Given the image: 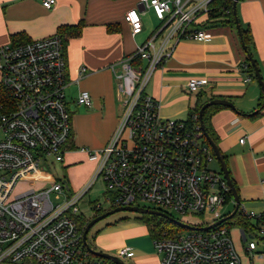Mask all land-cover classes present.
<instances>
[{"label":"built area","instance_id":"obj_1","mask_svg":"<svg viewBox=\"0 0 264 264\" xmlns=\"http://www.w3.org/2000/svg\"><path fill=\"white\" fill-rule=\"evenodd\" d=\"M139 1L154 12L160 25L134 55L111 66L123 113L105 147L82 148L98 164L91 181L76 193L69 194L67 183L59 178L50 186L14 193L21 181L34 183L37 175L52 174L49 158L62 162L72 137L64 56L67 36L57 32L0 47L1 82L15 102L12 109L0 104V264H116L87 248L78 219V201L100 178L113 208L148 201L162 211L201 214L204 223L193 226H209L224 217L221 210L228 202L236 204L224 173L210 167L216 158L205 142L199 113H193L191 121L164 118L160 102L146 92L153 73L181 38L212 36L210 24L200 25L196 18L208 13L213 0ZM56 2L43 0V5L52 8ZM125 19L134 34L142 31L137 9L127 11ZM135 56L142 63L134 64ZM208 85L206 78H193L188 84L193 93ZM77 102L90 106L89 91L82 90ZM238 212L264 220V213L244 207ZM225 222L207 230L165 231L153 238L160 264H243L231 226ZM257 245L247 240L246 250L253 252ZM134 255L132 247L123 246L116 256L123 260Z\"/></svg>","mask_w":264,"mask_h":264},{"label":"crops","instance_id":"obj_2","mask_svg":"<svg viewBox=\"0 0 264 264\" xmlns=\"http://www.w3.org/2000/svg\"><path fill=\"white\" fill-rule=\"evenodd\" d=\"M131 9H137L142 16L143 28L138 34L132 32L125 19ZM237 11L242 31L250 38L251 55L264 79V0H239ZM79 23H83L79 34L64 33L67 98L75 106L72 137L62 161L67 158L69 165L76 164L81 154H87L82 151L84 146L97 150L105 147L117 130L123 105L111 66L134 55L156 33L160 20L139 0H57L52 8L45 7L43 0H0V47L12 43V37L20 33L31 40L41 39L59 32L61 26ZM209 28L210 38L184 37L177 42L171 56L153 73L146 92L160 102L162 117L177 120H187L198 103L213 98L234 103L235 108L225 106L214 111L211 126L238 191L240 207L264 213L263 90L256 72L254 77L248 70V55L237 27L227 24ZM120 68L117 67L118 71ZM193 78H206L209 85L193 93L188 86ZM1 79L0 71V82ZM82 90L89 91L90 106L77 102ZM96 120L103 123L101 131L94 126ZM242 138L246 139L244 143L240 142ZM85 180L86 177L77 181L75 187L79 188ZM229 204L233 205V211L236 204L226 205ZM247 220L249 227L240 224L236 232L230 222L232 237L243 264H246L245 255L250 258V264H256L258 259L264 264V220L256 217ZM128 237L121 243L132 247L135 254L142 250L141 244L148 238L153 240L147 228L144 232H131ZM103 238L107 246H115V231L105 233ZM247 240L258 243L253 252L246 250ZM145 261L141 264H146Z\"/></svg>","mask_w":264,"mask_h":264},{"label":"rangeland","instance_id":"obj_3","mask_svg":"<svg viewBox=\"0 0 264 264\" xmlns=\"http://www.w3.org/2000/svg\"><path fill=\"white\" fill-rule=\"evenodd\" d=\"M125 98V96H124ZM102 121H95V127L98 131L102 129ZM113 135V134H112ZM2 136V132L0 131V137ZM88 149H92L91 147H86ZM87 153V152H86ZM67 158L65 162H55L53 158H49V171L52 174L45 173L39 174L35 178L34 183H30L29 181H21L18 183L14 189V193H18L28 187L32 188H42L50 186L54 183V179H67L70 181L71 188L69 190V194L79 192L83 187H85L92 179L95 174L97 168V162L91 161L89 159L88 153L83 156L82 154L78 156L77 163L74 165H69L67 163ZM210 167L215 171H220V163L217 159H214ZM85 182L81 184L79 188H76L75 185L78 184L77 181L84 180ZM105 183L100 178L98 179L93 187L86 193L84 197H82L76 207L80 211V216H85L88 219H92L94 215L97 213V210L102 211L103 213L113 209L111 202L107 201V195L105 192ZM52 198H54V194H52ZM57 201V200H55ZM102 203V207L97 208V202ZM133 206L139 207H147V208H155L160 209L157 205L150 203L148 201H138ZM233 205H225L221 210V216L228 215L230 211H232ZM169 214L173 215L175 218L182 220L191 225H201L204 223V218L199 213H189V214H180L173 209L167 208L164 209ZM148 213H139L136 211L130 210H122L115 212L113 214L108 215L107 217L99 220L95 223L88 232L87 241L89 245L101 252H106L112 255H118V251L121 247L124 246L121 243L122 239H128V235L131 232L145 231L148 229L147 221ZM151 215V214H150ZM157 217H154V220H157ZM227 222H231L233 226V231L236 232L238 227H240V223L237 221V218H231ZM189 229L182 227L178 232H187ZM110 231H115V246H107V240L103 238L105 233ZM255 240L259 238H254ZM257 241V240H256ZM261 241V240H260ZM142 250H138L133 257L123 258L126 264H141L142 260H146V264H159L161 257L159 252L154 246V242L152 239H147L146 243L141 244ZM135 248V247H134ZM135 251V250H134ZM142 252V253H140ZM246 264H250L251 260L248 256L245 255ZM262 262L258 259L256 264H260Z\"/></svg>","mask_w":264,"mask_h":264},{"label":"trees","instance_id":"obj_4","mask_svg":"<svg viewBox=\"0 0 264 264\" xmlns=\"http://www.w3.org/2000/svg\"><path fill=\"white\" fill-rule=\"evenodd\" d=\"M233 4H234V0H213L210 4V10L208 11V13L202 12L201 14L198 15V17L196 18L198 20L197 23L200 25H203V26L210 24V26H212V27L217 26V25H227V24H230L232 26L237 27L236 15L234 13ZM82 27H83V23H79L78 25H71V26H61L59 28V32H61L63 34L69 32L71 35H76V34L80 33ZM242 33H243V38H244L245 45H246L245 51L248 55L247 67H248L249 72L255 77V75H254L255 67L250 62V57H249V55L252 54L251 53V44L249 42L250 38L248 37V35L245 31H242ZM64 35H66V34H64ZM29 41H31V39H29L28 37H25V35L23 33H20L18 35H14L12 37V43H14V44L26 43ZM132 62L134 64H137V63H142V60H140L139 56H135L133 58ZM143 63H144V61H143ZM1 103L4 104L5 107H8L7 109H10V108L12 109V108H14V105H15V102H14V99H13V96H12L10 90L6 89V87L2 84V82H0V104ZM203 105H204V103H198L195 106V108L191 110L187 121H191V117H192L193 113H199L200 109L202 108ZM221 107H225V106H222V105L209 106L208 108H206L204 110V115H203L206 130L211 135V137L215 140L216 143H217V137H216L215 132L211 126V117H212L214 111L218 110ZM205 142L209 144L206 137H205ZM212 151H213V154L216 158L214 150H212ZM59 180H62V179H59ZM62 181H66L67 186L70 189L68 179L65 178ZM102 213H103L102 211L97 210V213L94 215V217L96 215H99ZM148 214L149 215H147L146 223L148 225V230H149V233L152 236V238H155V237L161 235L165 231H167V232H178L182 228L181 226L177 225L176 223H174L173 221H171L170 219H168L166 217L155 215V214L150 215V213H148ZM154 217H157L158 219L154 220ZM233 218H237V221L240 224H243L244 226L249 227V222H248L247 218L240 216L239 212ZM78 219H79L80 224H81V230L84 231L86 225L91 220V218L88 219L85 216L84 217L79 216ZM225 224H230V223L226 221Z\"/></svg>","mask_w":264,"mask_h":264},{"label":"water","instance_id":"obj_5","mask_svg":"<svg viewBox=\"0 0 264 264\" xmlns=\"http://www.w3.org/2000/svg\"><path fill=\"white\" fill-rule=\"evenodd\" d=\"M238 1L239 0H236L234 2L233 8H234V13L236 15L237 29L239 31V34H240L241 38H242L243 46L246 48L245 41L243 40V33H242L241 23H240V20H239V16L237 15L238 14V11H237ZM249 57H250L251 63L255 67L256 77H257V79H258V81H259V83H260V85L262 87L263 94H264V79H263V76L260 73L259 67L257 66V63H256L254 57L251 54L249 55ZM212 105H223V106H228V107H231V108H235V105L229 99L215 98V99H211L208 102L204 103V105L202 106V108L200 109V112H199L201 126H202V129L204 131L205 137L208 140V142L211 145V147L213 148V150L215 152V155H216V158H217V160L220 163L221 171L224 173V176L227 179L228 184H229V186L232 189V193H233V196H234L235 201H236L235 209L229 215L220 218L219 220L215 221L214 223L210 224L209 226L200 227V226H193L191 224H188V223H186V222H184L182 220H179V219L175 218L174 216L170 215L169 213H167L165 211H162V210H159V209L147 208V207H139V206H117V207H114L113 209H111L109 211H106V212H104L102 214H99V215H96L95 217H93L88 222V224L86 225V227H85V229L83 231L84 242H85L87 248L94 255L100 256V257H103V258H106V259H109V260H112L116 264H126L122 259L118 258L115 255H112V254H109V253H106V252H101V251H98V250L92 248L89 245L88 241H87L88 232H89V230L91 229V227L95 223H97L99 220L107 217L108 215L113 214V213L118 212V211L130 210V211H136V212H139V213H150V214L163 216V217H166V218L170 219L171 221H173L177 225H179L181 227H184V228L191 229V230H207V229H210L212 227L220 225V224L224 223L225 221L233 218L238 213V209L240 207L241 200H240L238 191H237V189H236V187H235V185L233 183V180L231 178L230 171L228 169L227 162H226V159H225V155L222 153V151H221L220 147L218 146V144L215 142V140L211 137V135L206 130L204 119H203L204 110L206 108H208L209 106H212ZM74 108H75V106L71 105V109L74 110ZM64 182H66V181H64Z\"/></svg>","mask_w":264,"mask_h":264}]
</instances>
